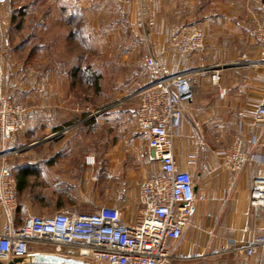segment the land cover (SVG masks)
I'll return each mask as SVG.
<instances>
[{"label":"crops","instance_id":"1","mask_svg":"<svg viewBox=\"0 0 264 264\" xmlns=\"http://www.w3.org/2000/svg\"><path fill=\"white\" fill-rule=\"evenodd\" d=\"M42 1L31 0L27 5L18 4V0H0V44L6 33V45L12 50L7 58L6 95L29 106L36 104L26 129L6 142L0 141V170L8 167L18 184L19 206L14 215L17 226L28 217H48L75 206L70 199L63 201L60 194L62 183L72 185L70 180L62 179L64 172L68 175L69 170L77 169V155L72 151L74 140L49 136V132L58 131L64 120L75 115L62 100L66 90L60 88V71L54 67L36 75L47 88L33 103L31 91L19 86L16 74L31 72V60L44 51L46 42L38 41L37 55L31 51L26 59H21L15 53L18 55L27 47V40L19 45L9 41V36L22 27L17 26L18 15L29 14L31 7L40 6ZM59 1L62 3L58 7L44 9L51 6L46 3L38 8V31L51 28L52 16L56 15L68 28L66 39L72 44L77 45L78 41L88 46L93 37L100 38L101 47L107 48V58L102 60L103 78L109 79L110 66H116L117 90L113 95L129 90L138 93L156 81L155 71L145 65L148 56L172 72L193 77L195 96L183 106V120L174 137V154L179 169L192 175L196 194L206 195V200L195 202L183 236L170 241L169 264H264V249L252 256L245 253L254 237L264 234V210L256 216L250 202L253 183L264 173V164L249 162L235 173L224 166L221 157L224 148L240 137L244 151L253 150L264 159V127L256 122L258 108L264 105V58L252 36L253 29L264 20V0H87L83 7H77L76 0ZM104 1L116 5L117 10L103 8ZM192 23L202 28L206 48L180 60L169 39L180 27ZM111 25L113 29L117 27L116 37L110 34ZM40 58L38 62L45 61ZM214 73L219 74L218 83L212 80ZM221 89H226L224 97L220 96ZM108 97L110 93L106 100ZM38 136L40 139H35ZM85 140L89 153L102 152L104 161H110L116 153L110 150L109 143L117 145V149L122 143H129L127 149L122 147L121 155L116 153L120 161L116 175L126 181L142 183L159 170L148 139L124 135L120 139ZM188 155H195V162L191 163ZM109 165L105 163V170L112 177L115 170ZM122 191L118 198L105 197L102 207L120 210L122 220L134 224L140 212V188L133 189L132 194L125 187ZM127 191L129 195L125 194ZM6 223L0 208V236L5 233ZM30 250L54 253L48 243L31 242ZM24 264L36 263L24 260Z\"/></svg>","mask_w":264,"mask_h":264},{"label":"built area","instance_id":"2","mask_svg":"<svg viewBox=\"0 0 264 264\" xmlns=\"http://www.w3.org/2000/svg\"><path fill=\"white\" fill-rule=\"evenodd\" d=\"M86 1L76 0L78 5ZM252 36L260 57L264 58V20L253 29ZM169 44L180 60H184L205 50L206 36L198 24H186L171 35ZM145 62L155 71L157 79L140 91L135 117L139 132L148 139L159 170L140 184V212L136 222L127 224L120 210L100 207L93 213L65 209L48 217L31 216L17 226L14 215L19 206L18 184L10 169L3 166L0 170V208L7 223L5 233L0 236V263L7 264L15 259H22L15 264L30 261L40 253L30 250L31 242L52 245V254L96 264L170 263V241L181 239L191 221L195 202L206 200V195L196 194L192 175L179 169L174 154V137L183 120V106L195 96L194 80L184 72H172L153 56H148ZM212 80L218 83L219 74L214 73ZM4 83L5 68L0 64V141L6 142L26 127L29 110L5 95ZM225 95L226 89H221L220 96ZM256 122L264 127V105L258 108ZM69 129L61 134H67ZM221 157L224 166L235 173L241 172L249 162L264 164L262 156L253 150H243L240 137L222 151ZM187 158L192 163L197 157L188 155ZM250 202L259 216L264 210V173L253 183ZM259 249H264V234L256 235L245 253L252 256Z\"/></svg>","mask_w":264,"mask_h":264},{"label":"rangeland","instance_id":"3","mask_svg":"<svg viewBox=\"0 0 264 264\" xmlns=\"http://www.w3.org/2000/svg\"><path fill=\"white\" fill-rule=\"evenodd\" d=\"M29 1L31 0H18V4H27ZM15 2L17 3V1ZM60 2L59 0H45V2L43 0L40 6L33 5L29 14L28 12L25 15L19 14L18 16L23 21L21 24L22 27L14 35L9 36V41L10 43L13 42L19 45L27 40V43L24 45L27 47L21 49L18 55L15 53L16 58L19 56L21 59H26L31 51L37 55L38 41L46 42V48L42 52L44 55L40 53L31 60V72L24 74L22 72L17 73L16 81L22 89L31 91V99L35 103L38 97H40L39 94H42L47 88V84L43 80L40 82L36 75L44 70H53L54 67H57L58 71H60V73L58 72L61 74V78L59 79L60 88L66 90V94L63 95L62 100L65 104L67 103L69 108L75 111V115L64 120L58 131L49 132V136L52 138L55 136L60 137V139L65 137L67 139H73L72 151L77 155V169H74L72 172L69 170L68 175H65L64 172L62 176V179L70 180L72 182L71 184L76 186L75 190L70 192L65 191L64 189L67 184L62 183L60 186L62 187L60 194L63 201L67 199L71 200L69 201L75 205L73 206V210L79 213H93L102 207L105 197L118 198L123 193L122 190L124 187L127 190H131V194L133 189H136V187L140 188L141 182L136 184L116 175L120 168V161H118L116 153L121 155L123 148L127 149L129 143H122L119 149L115 148L117 145L109 143L110 150L112 152L116 151V153L110 157V161H104L102 152L93 151L94 153H89L90 151L86 146L85 140L120 139V136L124 135L126 137L131 136L134 139H147L144 137V134L139 132L135 117V111L140 102V90L138 93L129 90L121 95H113L117 90V79L115 78L116 66H110L111 73L109 79H104L102 76L104 68L102 60L107 58L105 57L107 48L101 47L102 41L100 38L93 37L89 41L88 46L80 45L78 41H76L77 45L72 44L66 39L69 33L68 28L63 25L61 18L56 15L52 16L51 28L45 31H38V8H43L44 5H47L46 3H49L51 6H47L44 9H50V7L54 6L58 7L62 3ZM105 2H103V8L117 10L116 5L114 6L113 4ZM30 4L29 7L32 6ZM83 5L85 3L82 5L76 3L77 7H83ZM33 11H36V13L32 14ZM17 19V23L19 24L20 18ZM112 27L111 25V28H109V31L111 30L110 34L116 37L117 32L115 30L117 27H114V29ZM95 35L97 34L94 33ZM4 39V42L0 44V64L5 68L4 90L6 95L5 84L9 73L7 70V58L12 50L11 47L6 45L8 40L6 33H4ZM38 56L45 61L38 62ZM146 67L149 69L147 65ZM108 92L110 93V97L106 100L109 94ZM6 96L12 102L25 105L29 110V118L32 109L36 110V104L29 106L21 101H13L10 96ZM69 127L70 129L67 134H61V132ZM35 139H40V136ZM98 147L100 148V145ZM88 156H92L90 160H87ZM105 163L110 164L109 166L115 170L113 171L115 174L112 177L108 176L105 170ZM108 177L110 179L109 181H107ZM125 194L129 195L130 191L125 192Z\"/></svg>","mask_w":264,"mask_h":264},{"label":"water","instance_id":"4","mask_svg":"<svg viewBox=\"0 0 264 264\" xmlns=\"http://www.w3.org/2000/svg\"><path fill=\"white\" fill-rule=\"evenodd\" d=\"M30 261L36 264H94L92 262L82 260V259L63 257L60 255L49 254V253H38L32 256L30 258ZM17 262H22V259H15L9 264H15ZM0 264H3V263H0Z\"/></svg>","mask_w":264,"mask_h":264},{"label":"flooded vegetation","instance_id":"5","mask_svg":"<svg viewBox=\"0 0 264 264\" xmlns=\"http://www.w3.org/2000/svg\"><path fill=\"white\" fill-rule=\"evenodd\" d=\"M75 187H76V186H74V185H68V184H67V185L65 186V190H66V191L69 190V189H73V190H75Z\"/></svg>","mask_w":264,"mask_h":264},{"label":"trees","instance_id":"6","mask_svg":"<svg viewBox=\"0 0 264 264\" xmlns=\"http://www.w3.org/2000/svg\"><path fill=\"white\" fill-rule=\"evenodd\" d=\"M23 15V14H22ZM15 17H16V15H15ZM18 18H20V21H19V24L17 25V26H19L20 24H22V18L19 16ZM34 53V52H33Z\"/></svg>","mask_w":264,"mask_h":264},{"label":"bare ground","instance_id":"7","mask_svg":"<svg viewBox=\"0 0 264 264\" xmlns=\"http://www.w3.org/2000/svg\"><path fill=\"white\" fill-rule=\"evenodd\" d=\"M91 158H88V160H90ZM88 163V162H87ZM89 164V163H88Z\"/></svg>","mask_w":264,"mask_h":264}]
</instances>
